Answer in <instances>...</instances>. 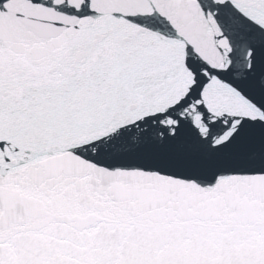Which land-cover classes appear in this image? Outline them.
<instances>
[{"label":"snow or ice","instance_id":"1","mask_svg":"<svg viewBox=\"0 0 264 264\" xmlns=\"http://www.w3.org/2000/svg\"><path fill=\"white\" fill-rule=\"evenodd\" d=\"M0 264H264V0H0Z\"/></svg>","mask_w":264,"mask_h":264}]
</instances>
